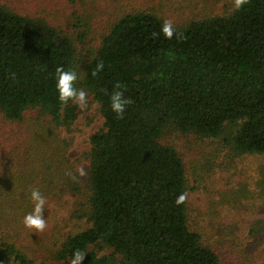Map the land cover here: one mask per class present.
<instances>
[{
    "label": "trees",
    "instance_id": "16d2710c",
    "mask_svg": "<svg viewBox=\"0 0 264 264\" xmlns=\"http://www.w3.org/2000/svg\"><path fill=\"white\" fill-rule=\"evenodd\" d=\"M101 2L81 0L93 11ZM141 5L110 12L99 44L82 61L75 42L87 32L72 36L43 13L0 1V114L20 125L36 114L34 132L26 133L42 167L34 189L46 202L76 197L74 215L87 224L60 242L49 264H70L77 249L86 253L82 264H222L190 230L185 203H175L185 192V169L166 136L221 139L236 157L264 156V0L174 25L180 35L172 39L164 37L155 10ZM74 18V28L83 21L88 31V19ZM98 62L104 69L92 76ZM57 67L77 73L75 86L98 104L103 119L89 138L80 181L55 161L64 152L55 131H69L78 116L75 103L58 100ZM113 91L132 101L122 119L110 107ZM40 117L48 122L36 132ZM14 195L0 188V216L17 224L34 203L31 191L18 205ZM10 255L34 264L1 243L0 264H12Z\"/></svg>",
    "mask_w": 264,
    "mask_h": 264
},
{
    "label": "rangeland",
    "instance_id": "374dc122",
    "mask_svg": "<svg viewBox=\"0 0 264 264\" xmlns=\"http://www.w3.org/2000/svg\"><path fill=\"white\" fill-rule=\"evenodd\" d=\"M0 1L20 10L43 13L48 20L71 29L72 36L87 32L81 43L75 42L82 61L97 47L110 12L118 8L130 10L145 4L141 6L154 9L163 20L171 19L178 25L190 19L230 13L234 3V0H103L93 11L86 4L82 6L81 0ZM74 16L88 19V31L83 21L80 28H74ZM87 99V108L78 107L77 119L70 130L55 131L59 140L64 141L60 143L64 152L55 161H62L67 172L75 173L79 181L77 169L87 170L89 138L103 125L98 104L90 96ZM27 116L31 118L29 123L20 125L7 123L0 114V188L15 191L14 205L20 204L40 184V179L35 178L42 170L40 157L30 155L38 146L30 144L26 137L27 131L34 132L36 114ZM47 122L40 117L36 132ZM166 141L175 147L184 165L190 230L200 235L202 244L211 248L222 264H264V156L236 157L221 139L169 132ZM75 200L76 197L64 194L58 200L47 201L43 211L47 227L43 232L26 228L23 219L14 224L0 216V244L12 245L34 264L52 263L60 242L87 227L86 220L74 215L79 209ZM106 253L107 250L99 252ZM9 258L12 264H19L12 255Z\"/></svg>",
    "mask_w": 264,
    "mask_h": 264
},
{
    "label": "clouds",
    "instance_id": "9594fccd",
    "mask_svg": "<svg viewBox=\"0 0 264 264\" xmlns=\"http://www.w3.org/2000/svg\"><path fill=\"white\" fill-rule=\"evenodd\" d=\"M248 3V0H234L233 7L239 10L243 5ZM161 31L165 38L172 39L174 34L179 38V33H176L173 21L166 19L163 21ZM104 63L98 62L95 68L92 70L91 75L96 76L99 72L103 71ZM78 79L77 73L73 70H65L63 67H57L56 69V90L58 92V100L61 104L67 105L70 101L75 103L81 110H84L88 106V94L82 88H77L76 81ZM119 89L120 85L115 86ZM110 107L117 118L122 119L126 108L132 103V101L126 98L121 91H113L110 96ZM77 173L80 177L87 175L85 169L80 167L77 169ZM75 179V175L72 177ZM188 198V193H181L175 203L177 205L183 204ZM30 199L34 203L33 211L28 213L23 218V224L28 229H34L36 232H43L47 227V220L43 219V211L45 209L46 199L41 194L39 189H33L31 191ZM84 252L77 249L73 252V258L70 264H82L85 258Z\"/></svg>",
    "mask_w": 264,
    "mask_h": 264
}]
</instances>
